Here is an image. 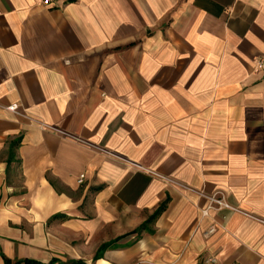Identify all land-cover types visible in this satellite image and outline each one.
Returning a JSON list of instances; mask_svg holds the SVG:
<instances>
[{
  "label": "crops",
  "instance_id": "0c3cea01",
  "mask_svg": "<svg viewBox=\"0 0 264 264\" xmlns=\"http://www.w3.org/2000/svg\"><path fill=\"white\" fill-rule=\"evenodd\" d=\"M260 60L264 0H0V264H264Z\"/></svg>",
  "mask_w": 264,
  "mask_h": 264
},
{
  "label": "built area",
  "instance_id": "2783aa9c",
  "mask_svg": "<svg viewBox=\"0 0 264 264\" xmlns=\"http://www.w3.org/2000/svg\"><path fill=\"white\" fill-rule=\"evenodd\" d=\"M61 0H42V4L45 6H56L59 4ZM258 67L262 68L264 67V61L260 60L258 63ZM8 109L13 111V112H19L20 110V105L17 103L11 104L8 106ZM108 156L114 157V158H118L121 159L125 162H128L131 165H135L137 167H140L142 169H145L144 167L138 165L137 163H134L130 160H127L126 158H123L122 156H119L118 154H115L112 151L109 150H105L102 149ZM158 175V174H157ZM159 177L165 178V179H169L165 176H161L159 175ZM84 178V175L82 174L79 178V181L82 182ZM209 199V206L208 208L204 211L205 214H208L209 209H216V210H222V209H236L234 206H232L229 202H227L225 195L222 192H217L216 194H213L212 196H208ZM213 230V229H212ZM207 261H216V259L214 257H210L208 258Z\"/></svg>",
  "mask_w": 264,
  "mask_h": 264
},
{
  "label": "trees",
  "instance_id": "16d2710c",
  "mask_svg": "<svg viewBox=\"0 0 264 264\" xmlns=\"http://www.w3.org/2000/svg\"><path fill=\"white\" fill-rule=\"evenodd\" d=\"M19 142H20V138L16 139V140H15V145H14V146L16 147V146L19 144ZM14 146H13V149H11V152H12V153H14V149H15ZM165 207H166V203L162 204V205L159 207V209L155 212V214L153 215V217H151L150 221H151L152 219L156 218V217L159 215V213L165 209ZM54 217H60V216L55 215ZM145 226H146V223L143 224L139 230L144 229ZM110 245H111V244L108 243V244H104L103 246H101V248L99 249V251L97 252V254H96V256H95V259L100 258V257L102 256L104 250H105L107 247H109ZM4 264H40V263L37 262V261H35V260H32V259L27 258V259L19 260V261H16V262H11L10 260L5 259V263H4ZM71 264H86V263H85L84 261H82V260H73V261L71 262Z\"/></svg>",
  "mask_w": 264,
  "mask_h": 264
}]
</instances>
